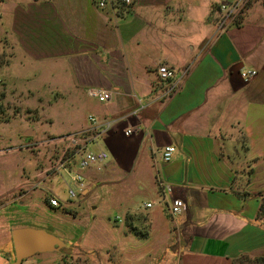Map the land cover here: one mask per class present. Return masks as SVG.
Returning a JSON list of instances; mask_svg holds the SVG:
<instances>
[{"label": "crops", "instance_id": "0c3cea01", "mask_svg": "<svg viewBox=\"0 0 264 264\" xmlns=\"http://www.w3.org/2000/svg\"><path fill=\"white\" fill-rule=\"evenodd\" d=\"M242 1L4 3L16 54L60 68L52 79L75 92L77 114L88 111L73 131L108 154L82 173V193L116 183L118 223L131 220L166 264L264 258V0H244L225 22L220 9ZM160 65L174 77L161 80ZM246 71L257 75L246 82ZM92 90L112 98L100 103ZM167 146L175 148L169 162ZM160 182L185 212L169 214Z\"/></svg>", "mask_w": 264, "mask_h": 264}, {"label": "rangeland", "instance_id": "374dc122", "mask_svg": "<svg viewBox=\"0 0 264 264\" xmlns=\"http://www.w3.org/2000/svg\"><path fill=\"white\" fill-rule=\"evenodd\" d=\"M5 2L0 0V264H13L11 231L23 227L46 230L67 247L22 264H166L165 253L148 251L131 220L118 223L123 215L116 183L91 186L84 194L72 181L86 170L78 168L83 155L78 147L92 140L73 130L87 123L88 111L77 114L80 107L71 104L75 92L62 90L52 79L59 67L36 65L16 54L5 25ZM80 100L87 104L86 96ZM28 130H33L30 137L23 135ZM87 149L95 151L96 144ZM52 194L63 202L56 209L49 207Z\"/></svg>", "mask_w": 264, "mask_h": 264}, {"label": "built area", "instance_id": "2783aa9c", "mask_svg": "<svg viewBox=\"0 0 264 264\" xmlns=\"http://www.w3.org/2000/svg\"><path fill=\"white\" fill-rule=\"evenodd\" d=\"M122 2L125 5H130L131 4V0H122ZM244 2V0L242 2H239L237 4H235L232 7H229L227 5H222L220 7L221 12L224 14V21L229 20L233 15L234 12L237 10L238 6H241L242 3ZM104 6V1H102L100 3V7ZM157 73L158 76L161 80H170L174 77V73L172 70H170L167 66L165 65H160L157 69ZM256 72L255 71H246V72H242L241 73V77L248 82L249 80H251L252 78H254L256 76ZM89 94L95 98H97L98 102L100 103H105L107 101H109L112 98V94L110 92H106V91H96V90H92L89 92ZM89 121L92 124L96 123V118L94 117H89ZM106 129L109 128V124H105L104 125ZM131 133V131L127 130L124 132L125 136H129ZM81 134H78V136ZM81 137V136H80ZM77 142L76 138H73V144L75 145ZM83 155L81 157V160L79 162V168L80 169H87L90 166L93 165H98V164H102L103 162H105L108 159V154L104 151H99V152H92V151H82ZM175 153V148L172 146H167L164 148L163 153H162V158L165 162H169ZM100 169V168H99ZM72 181L78 186V189L82 192L85 187H86V183L84 182L83 177L76 173L73 177H72ZM162 191H163V195H164V199L167 201L168 204V211L169 214L172 217H176L179 216L180 214H182L183 212L186 211L187 206L184 203V201L181 198H177L174 197L173 195V189L171 186L166 185L164 182H160ZM69 197L74 198L76 195V192L72 189L69 190L68 192ZM49 203L50 206L52 207H59L61 203H63L56 195L52 194L51 198L49 199ZM146 207H150V204H147Z\"/></svg>", "mask_w": 264, "mask_h": 264}, {"label": "water", "instance_id": "95a60500", "mask_svg": "<svg viewBox=\"0 0 264 264\" xmlns=\"http://www.w3.org/2000/svg\"><path fill=\"white\" fill-rule=\"evenodd\" d=\"M33 130L23 133L31 136ZM12 247L14 252L13 264H22L23 261L46 253H61L67 243L43 229L32 227L15 228L11 231Z\"/></svg>", "mask_w": 264, "mask_h": 264}, {"label": "trees", "instance_id": "16d2710c", "mask_svg": "<svg viewBox=\"0 0 264 264\" xmlns=\"http://www.w3.org/2000/svg\"><path fill=\"white\" fill-rule=\"evenodd\" d=\"M1 63H2V62H1V60H0V66H1ZM48 202H49V201H48ZM49 207L56 209V207H52V206H50V203H49ZM262 207H263V205H262ZM258 261L264 262V258L259 259Z\"/></svg>", "mask_w": 264, "mask_h": 264}]
</instances>
